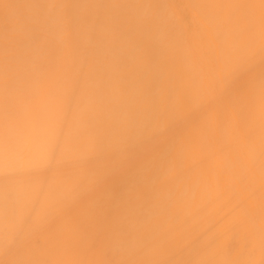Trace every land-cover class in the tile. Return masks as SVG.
I'll use <instances>...</instances> for the list:
<instances>
[{
	"label": "bare ground",
	"instance_id": "obj_1",
	"mask_svg": "<svg viewBox=\"0 0 264 264\" xmlns=\"http://www.w3.org/2000/svg\"><path fill=\"white\" fill-rule=\"evenodd\" d=\"M0 144V264H264V0H0Z\"/></svg>",
	"mask_w": 264,
	"mask_h": 264
},
{
	"label": "snow or ice",
	"instance_id": "obj_2",
	"mask_svg": "<svg viewBox=\"0 0 264 264\" xmlns=\"http://www.w3.org/2000/svg\"><path fill=\"white\" fill-rule=\"evenodd\" d=\"M0 148H3V145L2 144H0ZM9 212L10 213L12 212V209L11 208H9ZM4 239L7 240V242H11L12 237L11 236H6V237H4Z\"/></svg>",
	"mask_w": 264,
	"mask_h": 264
}]
</instances>
